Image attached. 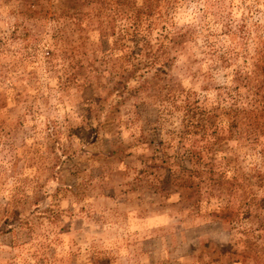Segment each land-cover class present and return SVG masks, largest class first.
<instances>
[{
    "label": "rangeland",
    "instance_id": "rangeland-1",
    "mask_svg": "<svg viewBox=\"0 0 264 264\" xmlns=\"http://www.w3.org/2000/svg\"><path fill=\"white\" fill-rule=\"evenodd\" d=\"M0 264H264V0H0Z\"/></svg>",
    "mask_w": 264,
    "mask_h": 264
}]
</instances>
